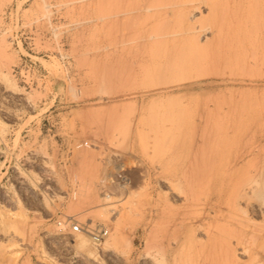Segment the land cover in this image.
<instances>
[{
  "label": "rangeland",
  "instance_id": "rangeland-1",
  "mask_svg": "<svg viewBox=\"0 0 264 264\" xmlns=\"http://www.w3.org/2000/svg\"><path fill=\"white\" fill-rule=\"evenodd\" d=\"M182 1L0 0V264H264V0Z\"/></svg>",
  "mask_w": 264,
  "mask_h": 264
},
{
  "label": "bare ground",
  "instance_id": "bare-ground-1",
  "mask_svg": "<svg viewBox=\"0 0 264 264\" xmlns=\"http://www.w3.org/2000/svg\"><path fill=\"white\" fill-rule=\"evenodd\" d=\"M196 1H198V0H184V1H182V3L184 2V4H183L184 7H187V8L189 9L190 7H192V8L197 7V6H195V5H196V4H195ZM139 2H140V1H139ZM200 2H201V1H200ZM202 2H203V0H202ZM174 3H176V2H174ZM139 4H140V3H139ZM164 4H165V3H164ZM171 4H172V3H171ZM171 4H170V5H171ZM178 4H179V3H178ZM197 4H198V3H197ZM167 5H168V4H167ZM167 5H166V6H167ZM172 5L174 6L175 4H172ZM190 5H191V6H190ZM141 6H142V5H141ZM136 7H137V6H136ZM136 7H135V8H136ZM145 7H146V6H145ZM147 8H150V7H147ZM166 8H167V7H166ZM177 8H178V7H177ZM133 9H134V8H133ZM138 9H139V8H138ZM173 9H174V8H173ZM178 9H180V7H179ZM190 9H191V8H190ZM190 9H189V10H190ZM174 10H175V9H174ZM181 10H182V9H181ZM152 11H153V9H152ZM152 11H150L149 14H151ZM192 11H193V10H192ZM147 12H148V11H147ZM166 12H167V11H165L164 13H166ZM155 13H156V12H155ZM167 13H168V12H167ZM189 13H190V12H189ZM149 14H148V15H149ZM182 14H183V13H182ZM184 14H185V13H184ZM184 14H183V16H184ZM190 14H191V13H190ZM190 14H189V15H190ZM145 15H146V14H145ZM148 15H147V16H148ZM149 16H150V15H149ZM163 17H164V16H163ZM184 18H185V17H184ZM184 18H183V19H184ZM159 19H160V18H159ZM187 19H189L188 16H187ZM187 19L185 18L184 21H188ZM153 20H154V19H153ZM178 20H179V19H178ZM189 21H190V20H189ZM181 23H183V21H182ZM194 23H195V22H194ZM209 24H210V23H209ZM196 28L198 29V27H196V26L193 24L192 21H191V23L186 22V24H182L181 26H179V29L177 28L176 30L171 31V32H172L171 34H173V36H172L173 38H174V35H177V36H178L179 34H182V35L184 36L183 38H185V35H184V34H186V35H187V34H188V35L191 34L192 31H194ZM202 28H204L203 25L200 26V29H202ZM165 32H167V31H165ZM169 32H170V31H169ZM190 32H191V33H190ZM195 32H196V31H195ZM193 33H194V32H193ZM160 34H161V33H160ZM195 34H196V33H195ZM157 35H159V34H157ZM157 35H154V36H157ZM161 35H162V37H164L163 34H161ZM164 35H165V34H164ZM169 35H170V33H169ZM169 35H168V37H169ZM192 35L194 36V34H192ZM192 35H190V36H192ZM151 36L154 37L152 34H151ZM159 36H160V35H159ZM166 36H167V35H166ZM157 37H158V36H157ZM157 37H156V38H157ZM154 38H155V37H154ZM170 38H171V37H170ZM175 38H176V37H175ZM175 38H174V39H175ZM191 38H192V37H191ZM193 38H194V37H193ZM162 39H163V38H162ZM166 39H167V38L165 37V39H164V42H165V43H167V42H166V41H167ZM168 39H169V38H168ZM165 40H166V41H165ZM170 40H171V39H170ZM170 40H168V41H170ZM191 40H192V39H191ZM187 41H188V40H187ZM187 41L185 40L186 43H184V45H186V44L188 43V45H186V49L188 48L187 51H190L193 45H192V46H189V41H188V42H187ZM183 42H184V41H183ZM190 43H191V42H190ZM190 45H191V44H190ZM211 45H212V44H211ZM175 46H176V45H175ZM187 46H189V47H187ZM173 47H174V46H173ZM182 48H183V47H182ZM204 48H205V47H204ZM174 49H175V48H174ZM189 49H190V50H189ZM193 49H194V48H193ZM193 49H192V50H193ZM183 50H184V49H183ZM193 51H194V50H193ZM193 51H192V52H193ZM190 52H191V51H190ZM87 243H88V242H87ZM81 245H82V246L87 245V244H86V239H85V241L82 240V244H81Z\"/></svg>",
  "mask_w": 264,
  "mask_h": 264
},
{
  "label": "built area",
  "instance_id": "built-area-1",
  "mask_svg": "<svg viewBox=\"0 0 264 264\" xmlns=\"http://www.w3.org/2000/svg\"><path fill=\"white\" fill-rule=\"evenodd\" d=\"M32 63L35 64L34 62ZM33 68H36V66L34 65ZM72 228L77 232H86L95 241H100L109 233V228L102 224H88L84 227L81 223H76L72 225Z\"/></svg>",
  "mask_w": 264,
  "mask_h": 264
}]
</instances>
